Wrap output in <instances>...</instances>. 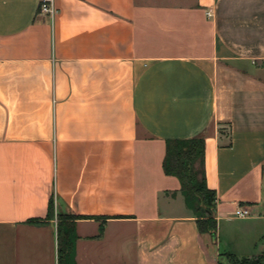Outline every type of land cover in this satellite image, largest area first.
Here are the masks:
<instances>
[{
  "label": "crops",
  "instance_id": "obj_1",
  "mask_svg": "<svg viewBox=\"0 0 264 264\" xmlns=\"http://www.w3.org/2000/svg\"><path fill=\"white\" fill-rule=\"evenodd\" d=\"M54 7L48 18L38 0H0V264H58L50 200L89 218L75 222V264L261 255L264 0ZM198 136L217 231L243 224L245 239L200 236L163 172L166 141ZM242 245L256 254L238 256Z\"/></svg>",
  "mask_w": 264,
  "mask_h": 264
},
{
  "label": "trees",
  "instance_id": "obj_2",
  "mask_svg": "<svg viewBox=\"0 0 264 264\" xmlns=\"http://www.w3.org/2000/svg\"><path fill=\"white\" fill-rule=\"evenodd\" d=\"M205 139L203 136L165 143L162 168L167 177L179 182V193L194 216L200 236L207 235L217 242L216 193L206 185L204 173ZM46 218L57 220L58 264H75V222L89 219L71 214H55L53 201L48 203ZM218 264H264V252L256 257L238 258L232 254L220 255Z\"/></svg>",
  "mask_w": 264,
  "mask_h": 264
},
{
  "label": "rangeland",
  "instance_id": "obj_3",
  "mask_svg": "<svg viewBox=\"0 0 264 264\" xmlns=\"http://www.w3.org/2000/svg\"><path fill=\"white\" fill-rule=\"evenodd\" d=\"M237 223H230V224H222L221 229L217 231V243L221 241H225L228 237L231 238L234 233H238L237 236L241 239L246 238V226L245 225H238ZM227 227V228H226ZM238 231V232H237ZM243 243V242H242ZM255 251L252 249H246L245 246L242 245L240 249L237 250V255L246 257L250 255H255Z\"/></svg>",
  "mask_w": 264,
  "mask_h": 264
},
{
  "label": "built area",
  "instance_id": "obj_4",
  "mask_svg": "<svg viewBox=\"0 0 264 264\" xmlns=\"http://www.w3.org/2000/svg\"><path fill=\"white\" fill-rule=\"evenodd\" d=\"M55 14L54 0H38V16L52 18ZM234 216L238 219H244L249 216V211L246 208L238 207L234 212Z\"/></svg>",
  "mask_w": 264,
  "mask_h": 264
}]
</instances>
